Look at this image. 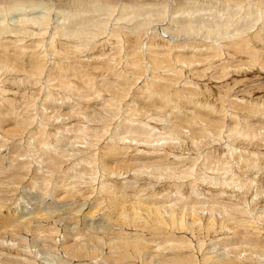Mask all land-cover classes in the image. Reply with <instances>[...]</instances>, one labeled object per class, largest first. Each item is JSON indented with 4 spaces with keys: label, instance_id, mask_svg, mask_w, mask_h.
I'll use <instances>...</instances> for the list:
<instances>
[{
    "label": "bare ground",
    "instance_id": "1",
    "mask_svg": "<svg viewBox=\"0 0 264 264\" xmlns=\"http://www.w3.org/2000/svg\"><path fill=\"white\" fill-rule=\"evenodd\" d=\"M119 1L0 0V264H264V0Z\"/></svg>",
    "mask_w": 264,
    "mask_h": 264
},
{
    "label": "rangeland",
    "instance_id": "2",
    "mask_svg": "<svg viewBox=\"0 0 264 264\" xmlns=\"http://www.w3.org/2000/svg\"><path fill=\"white\" fill-rule=\"evenodd\" d=\"M119 1V0H118ZM135 1V0H134ZM155 1H161V0H151V1H149V0H144V2L141 0V1H139L140 3H148V2H155ZM163 1V0H162ZM161 1V2H162ZM173 1V0H172ZM171 1V2H172ZM101 2H102V0H101ZM120 2V1H119ZM121 3V2H120ZM136 3V2H135ZM168 3H169V1H168ZM119 6V5H118ZM41 8V7H40ZM42 9V8H41ZM39 11V10H38ZM194 11H195V9H194ZM241 14V13H240ZM62 19L64 20V17H62ZM13 20V19H12ZM69 21V20H68ZM247 77H250V76H248L247 75ZM262 85H264V84H262ZM46 200H49V198L48 199H46ZM51 200V199H50ZM49 200V201H50ZM33 200H31V202H32ZM27 202H29V201H27ZM29 202V203H26V202H24V203H22V205L24 206V207H21V209H19V210H22L23 208H25L26 207V209H28V208H32V204L34 203V202ZM27 205L29 206V207H27ZM24 210V209H23ZM59 210V211H58ZM57 211H56V213H58V214H61V212L63 213V211H61L60 209H58ZM18 211V210H17ZM60 212V213H59ZM65 214V213H64ZM60 216H62V214L60 215ZM65 216H67L66 214H65ZM64 217V216H63ZM66 221H68V222H64V224L66 225V223L69 225V224H71V222L73 221L72 219L70 220V218L68 217V219H66ZM89 222H92L91 220H89ZM89 229H91L90 231L92 232V228L91 227H89ZM88 229V230H89ZM41 248V247H40ZM52 255V254H51ZM54 255H55V257H54ZM53 256H50L49 258H47V260H46V258L44 257V255H42V256H40L39 257V260L41 261V262H45V263H54L55 262V264H58L60 261H59V259L61 258V256H60V254L58 255L57 253H55ZM42 257V258H41ZM52 257V258H51ZM45 258V259H44ZM54 258V259H53ZM43 259H44V261H43ZM56 259V260H55ZM57 259H58V261H57ZM55 260V261H54ZM62 263V262H61ZM13 264H16V263H13ZM60 264V263H59Z\"/></svg>",
    "mask_w": 264,
    "mask_h": 264
}]
</instances>
